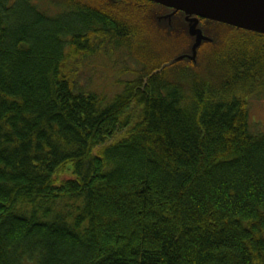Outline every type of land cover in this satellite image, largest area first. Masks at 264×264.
Returning a JSON list of instances; mask_svg holds the SVG:
<instances>
[{
  "label": "trees",
  "instance_id": "trees-1",
  "mask_svg": "<svg viewBox=\"0 0 264 264\" xmlns=\"http://www.w3.org/2000/svg\"><path fill=\"white\" fill-rule=\"evenodd\" d=\"M43 1L0 0V264H264V131L237 92L264 34L168 72L128 22ZM105 45L144 64L113 96L66 74Z\"/></svg>",
  "mask_w": 264,
  "mask_h": 264
},
{
  "label": "rangeland",
  "instance_id": "rangeland-1",
  "mask_svg": "<svg viewBox=\"0 0 264 264\" xmlns=\"http://www.w3.org/2000/svg\"><path fill=\"white\" fill-rule=\"evenodd\" d=\"M91 6L103 8L120 18L128 26L141 33L139 40L144 43L147 52L163 65L182 54H191L195 38L189 34L186 14L141 0H78ZM44 4L49 1L44 0ZM210 40H205L198 48L196 60L186 58L167 65L169 71H186L190 74H205L212 53L224 50L239 29L208 19L200 20L198 25ZM237 29V30H236ZM146 45V46H145ZM185 59V58H184ZM140 58L125 47L105 45L99 52L83 58L76 57L68 61L66 71L71 80L83 90H94L109 96L120 92L125 81L138 78L144 70ZM162 65V66H163ZM164 68V67H163ZM250 89L237 90L238 94L248 100L250 118L256 130L264 131V75L255 77ZM186 82V81H185ZM120 129L110 141L124 135ZM73 176L68 165L59 179Z\"/></svg>",
  "mask_w": 264,
  "mask_h": 264
},
{
  "label": "water",
  "instance_id": "water-1",
  "mask_svg": "<svg viewBox=\"0 0 264 264\" xmlns=\"http://www.w3.org/2000/svg\"><path fill=\"white\" fill-rule=\"evenodd\" d=\"M186 14L189 34L195 38L191 54H182L163 67L182 59L196 60L197 51L205 40H210L198 26L208 19L247 31L264 34V0H149ZM167 64V65H166Z\"/></svg>",
  "mask_w": 264,
  "mask_h": 264
},
{
  "label": "flooded vegetation",
  "instance_id": "flooded-vegetation-1",
  "mask_svg": "<svg viewBox=\"0 0 264 264\" xmlns=\"http://www.w3.org/2000/svg\"><path fill=\"white\" fill-rule=\"evenodd\" d=\"M184 60H186V59H184Z\"/></svg>",
  "mask_w": 264,
  "mask_h": 264
}]
</instances>
